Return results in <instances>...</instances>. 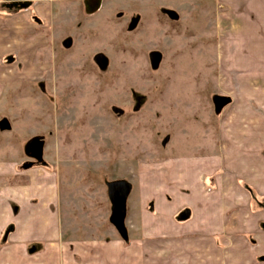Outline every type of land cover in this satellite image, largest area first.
Instances as JSON below:
<instances>
[{"label": "rangeland", "instance_id": "rangeland-1", "mask_svg": "<svg viewBox=\"0 0 264 264\" xmlns=\"http://www.w3.org/2000/svg\"><path fill=\"white\" fill-rule=\"evenodd\" d=\"M37 3L0 1L9 14L34 7L42 45L34 80H0L2 159L11 150L23 168L56 175L72 238L110 236L109 183H132L134 199L147 173L158 187L166 160L221 152L233 80L221 68L223 39L237 22L222 24L219 0H106L95 15L83 1L54 3L48 15Z\"/></svg>", "mask_w": 264, "mask_h": 264}, {"label": "crops", "instance_id": "crops-1", "mask_svg": "<svg viewBox=\"0 0 264 264\" xmlns=\"http://www.w3.org/2000/svg\"><path fill=\"white\" fill-rule=\"evenodd\" d=\"M27 1L44 5L47 15L54 3H86ZM219 3L226 9L222 24L237 22L232 38L223 39L221 68L233 80L221 152L166 160L152 182L158 187L150 188L147 173L134 199L128 182L125 237L114 225L110 236L77 239L56 207V175L34 172L32 162L23 168L28 162L11 150L12 157L2 159L8 146L0 142V264H264V0ZM32 9L0 11V80H34L38 73L42 45L32 38ZM22 18L29 22L18 23ZM26 34L32 41L24 45ZM40 73L49 79L48 70Z\"/></svg>", "mask_w": 264, "mask_h": 264}, {"label": "water", "instance_id": "water-1", "mask_svg": "<svg viewBox=\"0 0 264 264\" xmlns=\"http://www.w3.org/2000/svg\"><path fill=\"white\" fill-rule=\"evenodd\" d=\"M86 11L88 15H94L100 11L102 0H86ZM24 7V6H23ZM33 147H38L42 153V140H35L32 143ZM30 167V166H27ZM109 197L113 204V216L111 222L118 228L120 233L125 237L124 223L126 220V204L128 196L131 193L132 185L125 181H116L108 184ZM190 217V212L182 215V220H187Z\"/></svg>", "mask_w": 264, "mask_h": 264}, {"label": "flooded vegetation", "instance_id": "flooded-vegetation-1", "mask_svg": "<svg viewBox=\"0 0 264 264\" xmlns=\"http://www.w3.org/2000/svg\"><path fill=\"white\" fill-rule=\"evenodd\" d=\"M38 158H40V157H38Z\"/></svg>", "mask_w": 264, "mask_h": 264}]
</instances>
